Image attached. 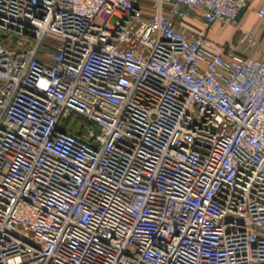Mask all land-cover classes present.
<instances>
[{
    "label": "built area",
    "instance_id": "built-area-1",
    "mask_svg": "<svg viewBox=\"0 0 264 264\" xmlns=\"http://www.w3.org/2000/svg\"><path fill=\"white\" fill-rule=\"evenodd\" d=\"M248 7L0 0V264H264Z\"/></svg>",
    "mask_w": 264,
    "mask_h": 264
},
{
    "label": "crops",
    "instance_id": "crops-1",
    "mask_svg": "<svg viewBox=\"0 0 264 264\" xmlns=\"http://www.w3.org/2000/svg\"><path fill=\"white\" fill-rule=\"evenodd\" d=\"M249 7L244 11L242 14L241 20L245 26V28L253 29L257 35H263V29L260 25V20L255 15V10L263 8L264 9V0H248ZM228 31L226 36H223V32ZM235 30L231 26H222V25H215L212 30V39L215 42H224L230 41L235 39ZM245 54L252 55L250 51H245ZM255 58H261L260 54L253 55Z\"/></svg>",
    "mask_w": 264,
    "mask_h": 264
},
{
    "label": "trees",
    "instance_id": "trees-1",
    "mask_svg": "<svg viewBox=\"0 0 264 264\" xmlns=\"http://www.w3.org/2000/svg\"><path fill=\"white\" fill-rule=\"evenodd\" d=\"M187 23L188 24H191V25L196 24L194 21H191V20L190 21H187ZM72 117L75 119L76 122H80L83 125H86L87 124V121H84L83 119H81L79 117H74V116H72ZM67 130L70 131V132H72L73 131V128L72 127H68Z\"/></svg>",
    "mask_w": 264,
    "mask_h": 264
},
{
    "label": "rangeland",
    "instance_id": "rangeland-1",
    "mask_svg": "<svg viewBox=\"0 0 264 264\" xmlns=\"http://www.w3.org/2000/svg\"><path fill=\"white\" fill-rule=\"evenodd\" d=\"M227 34H228V31H226V32L224 31L222 35L226 36Z\"/></svg>",
    "mask_w": 264,
    "mask_h": 264
}]
</instances>
